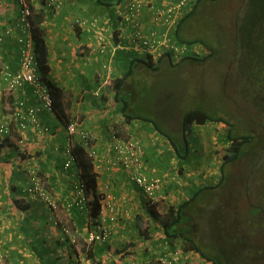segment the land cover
Here are the masks:
<instances>
[{"label": "crops", "instance_id": "0c3cea01", "mask_svg": "<svg viewBox=\"0 0 264 264\" xmlns=\"http://www.w3.org/2000/svg\"><path fill=\"white\" fill-rule=\"evenodd\" d=\"M31 4L36 11H44V21L36 24L43 28L44 40L43 43H38L37 34L35 44L38 54L42 47L46 48L50 66L47 81L58 86L60 108L65 111L69 121H76L80 127L99 135L102 160L114 156V151L108 144L112 130L118 128L123 133L126 128L121 122V116L119 117L118 105L112 101L109 81L105 83L103 78L108 77L111 69L109 64H117L118 57L113 61L105 60L107 58L101 55L100 50L87 43L83 28L76 23L75 18L110 15L107 19L112 21V18H116L114 15L117 11H123L124 3L120 9V3L107 6L96 0H69L57 9L46 7L43 0H31ZM19 8L18 0H0V66L6 60L14 68L18 66L20 44L15 28ZM76 25L81 31L80 34ZM116 26L115 23L111 25L107 33ZM125 32L126 29H122L118 33L117 43L126 42L123 38ZM115 43L108 40V50ZM117 69L116 66L111 69L114 73L110 76H119ZM96 88H104L99 97L95 95ZM22 98L35 101L31 87L10 93L5 91L0 80V123L8 121L14 132H18L17 118L12 117L7 109L10 101ZM56 108H59L58 103ZM39 116L44 124L50 126V132H37L34 125L27 129V153L31 156H26V159H22L20 150H17L19 148L14 134L10 137L14 145H8L0 139V248L5 255V264H77L80 247L78 242L74 244L71 239L77 237L82 247L93 245H88L85 240L95 229L99 221V206L103 203L104 195L109 192L113 201L120 202L123 209H128L132 214L130 217H122L113 226V237L108 243L99 242L93 245L97 260L101 264H114L119 258L123 264L132 259L147 262L169 251L170 245L161 237L159 219L155 218L153 209L142 199L141 189L130 179V172L119 163L110 166L104 160L99 170L90 163L92 170L97 172L95 189L101 197L99 206H95L93 192L87 190L90 201L88 209H66V201L75 199L77 195V172L82 168L76 165L70 169L64 167L65 158L57 148L62 149L67 142L66 124L56 116L55 110H43ZM140 123L132 121L128 130L135 131L133 127L138 125L136 131L141 135L147 133L152 136L157 133L151 129L150 123L139 125ZM134 134L137 135V132ZM154 136L150 137L152 143H160L161 140L154 139ZM143 143L145 153L147 152L144 154L145 162L148 169H153L156 167L157 155L156 158L153 156V146L151 143L148 145V140H143ZM173 161V156L172 160L163 161L160 168H157L158 171L164 172L165 177L170 176L167 169ZM30 170H35V175L44 179L46 187L58 200L60 208L56 212L44 201L27 192L32 183ZM172 191L171 189L170 192ZM107 222L110 224V221ZM64 224L70 229L65 236L61 229ZM183 254L187 261H183L181 257L178 264H211L198 252Z\"/></svg>", "mask_w": 264, "mask_h": 264}, {"label": "rangeland", "instance_id": "374dc122", "mask_svg": "<svg viewBox=\"0 0 264 264\" xmlns=\"http://www.w3.org/2000/svg\"><path fill=\"white\" fill-rule=\"evenodd\" d=\"M250 1H205L187 24L186 37L204 38L215 49V53L207 56L212 51L211 48L199 42L192 44L185 42L190 47L186 53L196 55L198 59L185 58L179 61L187 54L179 56L175 53L174 64L165 59L155 70L140 65L134 69L133 79L127 81V89L133 92L134 113L157 118L171 135L179 139L183 112L196 106H202L217 116H223L226 121L233 124L234 134L253 136L252 140L247 142L241 157L225 166L224 178L221 164L229 145L227 137L229 124L223 121L195 127L190 139L193 152L188 162L182 163L181 169L177 159H174L173 164L167 169L170 173L168 177L163 175L164 172L158 171L160 166L157 164L153 169L149 168V171L164 177L166 194L173 198L170 200L174 205L187 199L198 186H214L208 191L211 193L208 199L203 197L198 203L193 204L200 214L198 225L200 235L204 237L203 242L219 248H229L232 241L238 237L236 248L252 249L246 264H264V108L259 106L263 97L260 91L264 89L260 87L259 82L255 83V78L245 72L246 69L249 73L250 66L254 64L252 59L260 50H256L258 33L264 34V23H259L257 10L249 12L250 17L243 27L252 35L243 44L239 43L240 26L251 8ZM147 14L144 12L143 15H138V19L130 23L132 26H128L127 35L130 30L139 27L136 25L137 22H141L140 27H143L142 23L149 20ZM117 15L115 16L118 17ZM102 17L108 20L110 26L114 23L118 26L122 24H117L116 18H112V21L107 19L111 17L110 15ZM108 28L109 26L105 27ZM137 31L140 30L137 29L136 33ZM130 37H133V34ZM170 38L174 39V34ZM85 40H88L87 36ZM159 54L158 52L154 54V63L157 62ZM101 55L107 58L105 60L112 61L116 56L112 49L102 52ZM124 65L123 61L109 64L111 69L118 67L117 75L124 73ZM133 84L137 86L134 87ZM137 89L140 92L139 100ZM103 91L104 88L99 89L98 95ZM258 97L260 100H256ZM139 122L141 121L136 119V123ZM141 123L145 125L144 122ZM138 127L135 125L133 127L135 131L129 129V133L137 132L139 136L140 133L136 131ZM154 135H152L154 139L161 140L160 143H152V136L147 133H142L139 137L142 141L148 140V145L152 144L151 151L155 158L157 155L156 162L172 160L173 153L169 147H165L168 145L166 135L159 132ZM166 201L167 204L163 201L159 208H168L172 205V202ZM241 253L243 252L237 249L234 255L237 257ZM235 259L236 264L244 263L243 259Z\"/></svg>", "mask_w": 264, "mask_h": 264}, {"label": "built area", "instance_id": "2783aa9c", "mask_svg": "<svg viewBox=\"0 0 264 264\" xmlns=\"http://www.w3.org/2000/svg\"><path fill=\"white\" fill-rule=\"evenodd\" d=\"M68 0H45L46 7L50 9L60 8ZM197 0H126L124 3L123 11H117V23L122 26L118 28L126 29L123 38L129 42L130 46L136 51L144 52H161L163 48H170L174 50V54L182 56L187 54V50L190 49L189 45L185 43H178L172 41L170 33L174 34V30L178 21L183 14L188 11ZM21 5L20 13L16 23V30L18 33L17 40L20 44L19 53V65L17 68H13L10 64H5L1 71V79L8 91H15L20 89L24 84L28 83L33 87L34 93L39 96L43 101V105L49 110L54 109V98L50 93V89L45 84L39 74V63L35 53V34L34 26L32 22V10L26 0H19ZM123 3L120 4L119 9L122 8ZM145 10V11H144ZM147 12L149 20L143 22V27H140L141 22H137L136 27L130 30L127 35L128 26H132L130 23L136 18ZM139 15V16H138ZM76 23L83 28L87 42L94 45L101 52L108 50V36L105 27L110 29L108 20H104L101 15L94 16H80L75 18ZM139 29L140 31L136 30ZM133 37H130L132 36ZM136 34V36H135ZM130 38V39H129ZM126 43L119 42L117 45H113L112 50L124 49ZM189 47V48H188ZM188 48V49H187ZM110 74L105 77V83L111 79V74L114 72L110 69ZM95 94H99V89L95 90ZM22 110H17L16 114L21 121V125L24 126V113L30 116L33 121H36L35 110L33 107H25L23 102L19 103ZM26 109V110H25ZM22 112V113H20ZM36 123V122H34ZM39 124V121H37ZM67 149L65 156L64 167L70 169L75 164V154L73 153V145L75 139L81 143L87 157L91 160L95 169H101L103 161L111 166L113 164H121L130 172V179L141 189L143 194L142 199L144 202L153 209V211L164 214V210L167 208L160 207V203L166 200L172 202L173 198H170L169 194H166L165 180L157 173H151L145 162V146L142 139L135 134H127L126 136L118 135L116 130H112L111 139L109 140L110 147L114 151V156H109L107 159H103L100 153V139L92 130L80 127L77 122H68L67 126ZM10 129L8 125H1L0 133L7 134ZM31 171V185L27 189V192L44 201L48 207L56 212L59 208L58 200L47 189L45 181L42 177L35 175L34 170ZM75 190L77 195L75 199L68 200L65 203V207L68 211L78 207L83 210L88 209L90 201L87 197V190L85 183L77 176V182L75 184ZM172 202L171 204H173ZM99 221L95 226V229L89 233L86 238V243L95 244L99 242L108 243L112 237L114 228L113 226L124 216L130 217L131 212L128 209H123L120 202H115L111 199V193H106L103 197V203L99 206ZM166 213V212H165ZM110 221V224L107 222ZM62 232L68 235L70 229L67 226L61 225ZM71 241L76 244L78 238L74 237ZM77 253V264H92L87 253L79 249ZM183 261L186 259L182 251L179 249H170L169 251L160 254L155 258H151L147 262H141L137 259H132L126 264H178L180 258ZM0 264H5V255L0 248ZM114 264H123L122 259H117Z\"/></svg>", "mask_w": 264, "mask_h": 264}, {"label": "trees", "instance_id": "16d2710c", "mask_svg": "<svg viewBox=\"0 0 264 264\" xmlns=\"http://www.w3.org/2000/svg\"><path fill=\"white\" fill-rule=\"evenodd\" d=\"M31 10H32V22L34 26V30L38 32V43L42 42L43 40L42 37L44 35V30L42 27H39L36 25L37 23H42L44 21V11L39 10L36 11L31 4V0H27ZM98 3L101 5H107L111 6L115 3H121L123 0H96ZM205 1L209 0H197L195 4L188 10L186 11L181 19L178 21L177 26L174 30V39L172 41L176 42H181V43H201L204 44L206 47L211 48V52L207 55L210 56L212 53H215V49L210 46L209 43H207V40L204 38H196V39H189L186 37V26L189 23L190 19L193 17V15L200 9L203 3ZM43 3H45V0H43ZM251 8L248 10L244 17V21L242 22L240 26V36H239V43L243 44V42H246L248 38H250V35L248 33V30H244V25L247 19H249L250 15L249 12L251 13L252 11L257 10L259 12L258 20L259 23L261 24L262 22L264 23V0H251L250 1ZM115 16V15H114ZM117 23V22H116ZM77 26V25H76ZM16 30V28H15ZM121 31V29H116L113 28L111 29L108 33L106 30L108 37L110 40L115 41V45L118 43V33ZM77 32L80 34V29L77 26ZM172 36L173 33H170ZM37 37V35H36ZM42 39V40H41ZM41 40V41H40ZM41 43V45H42ZM126 45L124 49L117 50V53L115 54L116 60L118 57V61H123L125 62V70L124 73H120L121 75L115 77L111 76V79L109 80V89H111V95H112V101L117 104L119 108H117V111L119 113V117L121 116V122L123 125H125L126 130L122 133L120 130L117 128L116 133L118 135L126 136L129 131H128V126L129 124L138 119L141 122L145 123H150L152 129L154 131L159 132L162 135H166L167 137V147H169V150L173 153L174 159H177L179 163V169L182 168V163L188 162V159L190 155L193 152L192 149V143L190 141L191 136L194 133L195 127L196 126H204L207 123H212V122H226L229 124V129H228V141L229 145L227 147L226 153L224 154L222 158V164H221V169H222V178H224V173H225V166L228 163L234 162L238 160L241 157V154H243V150L247 144V142H250L253 138L252 135L249 134H244V135H236L234 134L233 131V124L226 121V119L223 116H217L215 115L212 111H208L204 109L202 106H196L187 109L186 111L183 112L182 114V119H181V138H177L174 135H171V133L160 124L159 120L155 117L152 116H146L143 114H137L133 112V106H134V98H133V92L129 91L127 89V81L130 82L131 79H133V71L135 68L139 67L140 65L145 66L146 68L149 69H157L159 64L165 61V59L168 60L170 64H174V50H171L170 48H166V50L163 48V50L158 56L157 62L154 63L153 57L156 52H140L136 51L133 49L129 42H125ZM261 46V48L259 47ZM256 50H260L256 52L257 56L252 59L253 61V66H250L249 73L245 69V72L249 75L252 76V78H255V83L260 84V87L264 89V34L258 33V44L256 45ZM37 48V45H36ZM41 55L39 57V71L41 73V78L43 81L48 84L50 93L52 97L54 98L55 101V107L53 110L56 112V116L62 120L65 124L68 123V117L63 111L60 106H61V101L59 99V93L57 92L58 86L57 85H51L47 81V74L50 71V66L48 64V54L46 53V48H41ZM263 54V55H262ZM197 57V58H196ZM185 58H194L198 59L199 57L196 55H184L181 57V60H184ZM261 58V61H260ZM177 61V62H179ZM250 64L251 61H250ZM248 66V65H247ZM119 74V73H118ZM111 82V84H110ZM136 84H133L135 87ZM137 86V85H136ZM138 88V87H137ZM264 91V90H263ZM262 90L261 95L262 101L260 103V107L262 106L264 108V92ZM17 92V91H13ZM11 92V93H13ZM137 100L140 99L139 97V91L137 89ZM249 94L253 97L252 93ZM103 95V94H102ZM254 98V97H253ZM33 99L35 100L34 102L29 101L28 99H17L16 101H10L8 111L10 115L13 117L15 116L16 109L22 110L23 108H20L19 103L23 102L26 103L28 107H33L35 110V117L36 121H33V119L26 115L24 113V118L20 117L21 120H24V126L21 125V121H18V126L16 127V130L19 132H14L13 126L10 124V131L9 135H6L4 138V141L8 145H14V143L11 142L10 137L14 134L15 138H21L24 137V134L26 135V131L29 126L34 125L35 130L39 131V128L41 125L44 123L42 122L41 117L39 114L43 110H47L51 112L48 108H46L43 105V101L39 98L38 95L33 93ZM58 99V101H57ZM255 99V98H254ZM143 100V99H142ZM256 100H260V97H258ZM141 102V101H140ZM57 103L59 104V108H56ZM138 102L136 101V104ZM26 110V109H25ZM22 113V112H20ZM37 121H39V124H37ZM8 121H2L0 124L7 123ZM36 122V123H34ZM44 128L41 132L45 131L44 133H49L50 126L47 124H44ZM127 125V126H126ZM124 128V126H123ZM131 131V130H130ZM120 132V133H119ZM27 137V135H26ZM28 147L29 145L27 144V141L23 144V147L21 149H17L19 151V154L22 159H26V156H31L29 155L28 152ZM66 149H67V142H65L63 148H57V151H60V155L65 158L66 156ZM21 152V153H20ZM73 153L75 154V164L82 168L81 173L79 176L82 177L86 181V188L88 192H93L94 194V200L96 202L95 206H99L100 203V193L96 192L95 186H96V181H97V174L92 170V165L90 164L88 157L77 139H75L74 145H73ZM171 153V154H172ZM158 166L162 164V162H157L156 163ZM164 164V163H163ZM170 166V165H169ZM168 166V167H169ZM164 178V177H163ZM221 180V179H220ZM214 186H198L194 192L190 193V196L182 201L179 204L176 205H170L166 213L163 215H160L159 213L153 211V215L155 218L159 219L160 222V227L159 230L161 231V237L166 241L168 245H170L171 249H179L182 250L183 252H198L201 254L203 258H205L207 261L211 262V264H236L234 262L235 260L243 259L244 263L246 264L247 257L249 253L252 251L251 248L249 247H244V248H236V244L238 242V237L232 241V245L229 248H219L215 247V245H210V243L203 242L204 237L201 234L198 222H199V213H198V208L193 207V204L198 203L199 200H202L203 197L209 198L211 196V193L209 194V190L212 189ZM199 207V206H198ZM259 209V207H257ZM257 208L255 210H257ZM142 221V219H141ZM223 236V233L221 232V236ZM242 239H240L241 241ZM94 245V244H93ZM89 246L87 247L84 246L82 250H84L88 257L92 259L93 264H101L102 262L97 260V252L94 249V246ZM240 250L241 254H238L237 257L236 255V250ZM240 263V262H238Z\"/></svg>", "mask_w": 264, "mask_h": 264}, {"label": "clouds", "instance_id": "9594fccd", "mask_svg": "<svg viewBox=\"0 0 264 264\" xmlns=\"http://www.w3.org/2000/svg\"><path fill=\"white\" fill-rule=\"evenodd\" d=\"M126 0H123L121 3H123V2H125ZM26 2L28 3V1L26 0ZM120 3V4H121ZM18 4H19V6H20V8H19V13H20V9H21V5H20V3H19V0H18ZM28 5H29V3H28ZM30 6V5H29ZM19 16V15H18ZM17 20H18V18H17ZM115 21H117V20H115ZM118 24V23H117ZM11 29V28H10ZM116 29H120V28H118V25H117V27H116ZM83 30V29H82ZM83 32H84V30H83ZM34 34H35V39L37 38L36 37V35L38 34L37 33V31L36 30H34ZM84 34H85V32H84ZM17 36H18V34H17ZM108 36V35H107ZM85 37H86V34H85ZM108 40H110V39H108ZM18 41V40H17ZM87 41V40H86ZM111 41V40H110ZM19 43V42H18ZM89 44V43H88ZM90 46H92L91 44H89ZM94 46V45H93ZM94 48H96L95 46H94ZM97 49V48H96ZM99 50V49H98ZM35 53H36V55H37V58H38V63H39V55L40 54H38V50H37V48H36V44H35ZM7 61V60H6ZM6 61H4L2 64H1V66H0V80H1V82H2V79H1V71H2V69H3V66L5 65V64H10L11 66H12V64L11 63H9V62H6ZM18 65H19V62H18ZM13 67V66H12ZM14 68V67H13ZM17 68V67H16ZM15 69V68H14ZM39 74H40V76H41V73H40V71H39ZM42 79V78H41ZM42 81H43V79H42ZM45 84H46V82L45 81H43ZM3 83V82H2ZM4 84V83H3ZM47 86H48V84H47ZM26 87H31V91H32V94L34 93V90H33V87L30 85V84H28V83H26V84H24L20 89H18V90H15V91H19V90H22V89H25ZM49 87V86H48ZM4 89H5V91L6 92H13V91H8L7 89H6V87H5V85H4ZM98 89V88H97ZM20 106V105H19ZM24 106L25 107H28V105H27V101H26V103H24ZM17 110H19V109H16V111ZM15 117L17 118V126H18V121H19V119H18V117H17V114H15ZM68 122H76V121H68ZM8 125L9 126V129H10V124L7 122V123H3V124H0V127H1V125ZM68 124V123H67ZM67 124L65 125V126H67ZM44 126L45 125H41L40 126V128H39V131H37V132H41L42 130H43V128H44ZM30 127V126H29ZM28 127V128H29ZM66 134H67V129H66ZM6 135H9V133H7V134H2V133H0V139L1 140H4V138L6 137ZM27 141V137H26V135L24 134V137H21V138H16V142H17V146H18V148L19 149H21L22 147H23V144L25 143ZM88 160H89V162L92 164V162H91V160L88 158ZM64 163H65V161H64ZM74 165H76V164H74ZM73 165V166H74ZM93 165V164H92ZM72 166V167H73ZM77 166V165H76ZM35 171V170H34ZM81 173V171H78L77 172V176L79 177V178H81V180L85 183V186H86V181L84 180V179H82V177L81 176H79V174ZM95 173H97V172H95ZM48 189V188H47ZM86 190H87V188H86ZM87 197H88V192H87ZM173 205V204H172ZM68 227V226H67ZM78 244H79V247L80 248H82L83 249V247L80 245V243H79V241H78ZM121 259V258H120ZM90 260H91V262H92V259L90 258ZM92 264H93V262H92Z\"/></svg>", "mask_w": 264, "mask_h": 264}]
</instances>
